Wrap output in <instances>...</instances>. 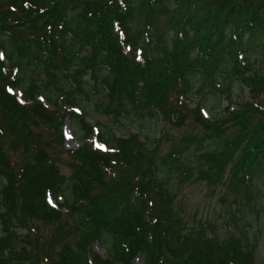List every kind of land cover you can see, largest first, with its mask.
I'll use <instances>...</instances> for the list:
<instances>
[{
  "label": "trees",
  "instance_id": "16d2710c",
  "mask_svg": "<svg viewBox=\"0 0 264 264\" xmlns=\"http://www.w3.org/2000/svg\"><path fill=\"white\" fill-rule=\"evenodd\" d=\"M258 56L264 61V0H0V264H134L138 257L144 264H253L256 245L246 231L225 240L208 223L187 231L159 173L177 168L186 182L192 170L180 160L190 144L199 149L236 127L219 149L201 152L196 178L215 185L231 163V188L251 184L255 163L264 161ZM232 83L246 86L250 99L236 103L230 93L214 117L204 115V97L192 99L204 87L229 92ZM71 90L96 101L107 96L95 105L111 110L116 123L138 110L152 120L156 109L168 125L192 114L203 133L159 156L160 138L87 125ZM67 117L83 130L77 149L63 146ZM41 134L69 156L68 175ZM39 224L55 231L44 238ZM16 227L26 231L19 247ZM71 234L75 247L64 242ZM96 242L106 256L92 249Z\"/></svg>",
  "mask_w": 264,
  "mask_h": 264
},
{
  "label": "rangeland",
  "instance_id": "374dc122",
  "mask_svg": "<svg viewBox=\"0 0 264 264\" xmlns=\"http://www.w3.org/2000/svg\"><path fill=\"white\" fill-rule=\"evenodd\" d=\"M163 16H159L162 21ZM192 57V54H190ZM257 71L264 75V61L260 56L256 59ZM88 77L85 76V79ZM46 75L40 73L36 76V82L42 83L45 81ZM207 88H202L197 94H192V99L203 98L206 100L204 107V114L209 117H214L216 112H221L227 105V95L230 94L233 101L245 102L250 98V91L241 83H232L229 92L225 88L223 94H206ZM202 91L203 94H202ZM72 98L78 99L80 102L75 109L85 114L84 120L87 125H95L98 123L101 126L113 125V132L118 134L122 131L123 135L128 132L140 131L143 135H148L151 138L160 137L157 145V152L159 156L165 155L174 145H176L183 137L187 135L199 136L203 133L199 124L192 120V114H188L186 120L180 125H168L163 118L157 115L152 120L144 117L138 110L133 112L129 118H119L118 123L115 121V116L111 110L98 109L95 103L106 101L108 98L105 95H99L98 101L95 96L89 99L85 98V92L78 90H71ZM261 100L264 101V91H261ZM46 103V101H44ZM218 105V106H217ZM237 104H233L234 109ZM50 107V105H47ZM83 107V108H82ZM215 110H213V108ZM218 107V108H217ZM223 113V112H222ZM1 122V109H0ZM43 132L46 131V126H42ZM63 131V146L65 149H77L84 142L83 130L79 127L77 121H72L68 117L64 120L62 126ZM236 127H230L229 130L221 138L206 140L199 149L196 144H190L188 150L181 155L180 167H190L192 170L190 178L184 182H179V170L177 168H161L160 177L166 179V186L174 194V208L177 216L182 220L185 229L191 231L199 227L202 223H208L215 226V234L220 240H225L230 234H238L241 231H246L248 239L251 243L254 242L256 250L254 254L253 264H264V161L259 158L251 171V184L246 187L243 186L239 190H233L230 186V172L228 164L221 180L215 185H208L205 181L199 180L196 176L202 166V159H200L201 152L209 150H217L221 147L225 138H229L232 133L236 132ZM121 133V132H120ZM121 133V134H122ZM40 140L46 144L49 154L53 157L56 164L62 173L68 175L70 168L68 166L69 156L60 154L56 146L47 140L44 136L39 135ZM142 139V138H141ZM152 146V145H151ZM21 148L19 147L18 154L13 155V160L16 162L20 157ZM239 151L236 153L234 159L237 158ZM52 206L55 201L49 198ZM59 201H62L59 198ZM235 215L236 223L225 224L226 221L231 220V216ZM68 222H73L68 218ZM55 225V224H54ZM54 225L39 224L40 235L44 238L49 237L54 231ZM0 231H2V224L0 222ZM17 239L14 240V245L17 247L24 245L22 242L25 235V229L16 227ZM208 235H211L207 228ZM77 237L74 234L69 235L64 242L70 243L73 247ZM101 256H106V250L103 245L97 242L92 245ZM134 264H144L142 258L135 259Z\"/></svg>",
  "mask_w": 264,
  "mask_h": 264
}]
</instances>
